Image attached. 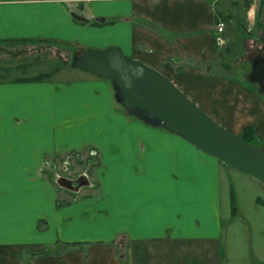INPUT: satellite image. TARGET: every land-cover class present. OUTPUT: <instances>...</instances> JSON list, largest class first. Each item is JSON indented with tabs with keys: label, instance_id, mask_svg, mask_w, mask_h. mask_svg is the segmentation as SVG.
Returning <instances> with one entry per match:
<instances>
[{
	"label": "crops",
	"instance_id": "obj_1",
	"mask_svg": "<svg viewBox=\"0 0 264 264\" xmlns=\"http://www.w3.org/2000/svg\"><path fill=\"white\" fill-rule=\"evenodd\" d=\"M263 15L264 0H0V46L118 45L166 74L218 123L252 120L246 125L262 135L264 94L219 71L243 55V32L258 35L246 22ZM10 66L0 67V264H124L121 235L173 249L220 232L230 166L131 118L107 78L76 67L74 80L5 77ZM239 105L251 112L238 115ZM68 141L81 152L100 147L107 168L101 193L88 197L93 185L83 187L71 204L67 189L61 198L43 173L67 167L57 158Z\"/></svg>",
	"mask_w": 264,
	"mask_h": 264
},
{
	"label": "rangeland",
	"instance_id": "obj_2",
	"mask_svg": "<svg viewBox=\"0 0 264 264\" xmlns=\"http://www.w3.org/2000/svg\"><path fill=\"white\" fill-rule=\"evenodd\" d=\"M252 20V23L246 22L247 27L250 30H256L258 35H255L254 39L252 37L247 39V34L242 30L244 34L243 55L236 57L235 61L231 57H224L223 60L226 61L227 58L233 61V64L221 68L219 72L259 90V84H254L248 78L252 65L249 62L247 51L251 48L259 50L264 47V19L254 17ZM236 43H238L237 40ZM86 47L79 43H63L53 40L29 42L11 48L0 46V64H4L0 67L11 65V72L8 71L5 77L50 73V79L55 77L74 80L77 75L74 74L76 69L73 66V57L76 52L89 49ZM110 82L113 86V82L111 80ZM250 99L253 102V97ZM243 100H247V97L244 96ZM116 102L118 107L131 118L136 117L130 114L117 99ZM236 107L239 109L238 115H240L241 109L244 113L251 112L247 106L239 105ZM251 122L252 120L248 119L219 121L222 125L230 127L238 135H242L244 128L248 126L246 124ZM74 138L66 137L67 140H74ZM255 140L259 146L264 147V134H257ZM64 148L65 151L61 152L64 157L60 153H52L60 155L57 158L58 161H61L60 167L65 161L64 164H67L66 171L53 166L47 167V170L43 168V173L45 171L50 173L52 183L61 198L67 191L66 202L71 204L78 196L73 194L74 191L61 187L58 176L75 178L73 176L86 173L95 189L91 192L88 190V197L97 196L98 192L101 193L98 188L102 187L107 170L101 161L100 151L102 149L93 145V147L89 146L88 149H92V153L81 152V147H71L69 141ZM230 168L222 188L221 229L218 234L213 235L211 240H196L195 243L192 242L193 244H177L180 247L176 245L173 249L169 248L167 244H162V246H159L160 244H132L128 242L125 236L121 235L116 243L118 244L119 256L124 264H264V184L248 173ZM79 199L83 198L80 196Z\"/></svg>",
	"mask_w": 264,
	"mask_h": 264
},
{
	"label": "water",
	"instance_id": "obj_3",
	"mask_svg": "<svg viewBox=\"0 0 264 264\" xmlns=\"http://www.w3.org/2000/svg\"><path fill=\"white\" fill-rule=\"evenodd\" d=\"M73 66L113 82L116 99L149 125L163 127L216 156L226 165L252 175L264 184V147L219 124L172 80L144 61L128 57L118 45L78 51ZM264 94V54L256 55L249 74ZM59 185L74 192L91 186L88 175L60 176Z\"/></svg>",
	"mask_w": 264,
	"mask_h": 264
},
{
	"label": "trees",
	"instance_id": "obj_4",
	"mask_svg": "<svg viewBox=\"0 0 264 264\" xmlns=\"http://www.w3.org/2000/svg\"><path fill=\"white\" fill-rule=\"evenodd\" d=\"M49 76H50V73H41V74L35 76L34 79H46V78H49ZM240 136L249 142H252L256 145L258 144L255 140V138L257 137V133L255 131V128L252 125L246 126L244 128L243 134ZM234 209H236V208H234Z\"/></svg>",
	"mask_w": 264,
	"mask_h": 264
},
{
	"label": "flooded vegetation",
	"instance_id": "obj_5",
	"mask_svg": "<svg viewBox=\"0 0 264 264\" xmlns=\"http://www.w3.org/2000/svg\"><path fill=\"white\" fill-rule=\"evenodd\" d=\"M259 53H263L264 54V47L262 48V49H255V48H251L249 51H247V55H248V58H249V62H250V64L253 66V64H254V62H255V58H256V55L257 54H259ZM252 70V69H251ZM251 72V71H250ZM250 72L248 73V78H249V74H250ZM62 170H67V167L66 168H62ZM64 172V171H63ZM82 175V174H81ZM80 174L78 175L77 174V176H73V177H75V178H78V177H80L81 176ZM55 176H56V172H55ZM58 179H60L61 177L60 176H58L57 177Z\"/></svg>",
	"mask_w": 264,
	"mask_h": 264
},
{
	"label": "built area",
	"instance_id": "obj_6",
	"mask_svg": "<svg viewBox=\"0 0 264 264\" xmlns=\"http://www.w3.org/2000/svg\"><path fill=\"white\" fill-rule=\"evenodd\" d=\"M224 27H225V24H224V22H221L220 24H219V31H223L224 30Z\"/></svg>",
	"mask_w": 264,
	"mask_h": 264
}]
</instances>
